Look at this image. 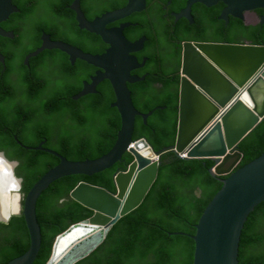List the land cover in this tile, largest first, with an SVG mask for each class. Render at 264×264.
I'll use <instances>...</instances> for the list:
<instances>
[{
  "label": "trees",
  "instance_id": "1",
  "mask_svg": "<svg viewBox=\"0 0 264 264\" xmlns=\"http://www.w3.org/2000/svg\"><path fill=\"white\" fill-rule=\"evenodd\" d=\"M75 0H13L19 12L11 14L1 27L14 39L0 37V152L18 161L16 175L22 178L24 195L50 169L60 163L52 154L36 150L41 144L71 161L97 159L114 147L121 129V117L113 104L114 90L102 82L96 94L77 101L85 82L95 76V67L82 60L73 64L59 51H45L25 65L27 56L42 45L47 34L53 41L101 55L108 46L94 34L81 30L67 8ZM171 2V3H170ZM188 0H147L146 9L109 28L130 24L124 34L134 43L145 38L144 48L135 53L144 67L133 72L145 76L129 85L135 108L153 115L147 124L136 119L134 142L145 139L160 153L157 179L139 207L120 218L103 243L75 264H193L197 224L222 182L210 174L212 159H183L174 152L178 126V105L182 44L185 42L251 44L264 46V24L246 23L231 16L220 19L223 2L208 8H192L194 23L176 22L174 14L185 9ZM128 0H81L83 13L92 21L124 8ZM170 3V4H169ZM261 16L263 9L256 10ZM22 145H19L18 142ZM243 158L237 169L264 154V121L239 146ZM126 153L121 161L100 173L72 175L53 182L41 195L37 217L42 246L34 264H47L56 237L94 211L70 197L79 182H88L116 193L115 176L132 163ZM228 176H223L226 178ZM183 232V234H170ZM30 235L23 214L9 222L0 221V264H8L30 248ZM239 264H264V201L248 216L240 240Z\"/></svg>",
  "mask_w": 264,
  "mask_h": 264
},
{
  "label": "water",
  "instance_id": "2",
  "mask_svg": "<svg viewBox=\"0 0 264 264\" xmlns=\"http://www.w3.org/2000/svg\"><path fill=\"white\" fill-rule=\"evenodd\" d=\"M219 2L226 5L220 17L226 24H229L231 16L247 23V13L264 10V0H188L185 9L174 14L175 20L187 19L193 24L194 5L211 8ZM146 6L147 0H128L124 8L89 21L81 10V0H75L71 10L76 13L78 27L99 36L108 46L106 52L102 55L87 54L67 43L52 41L49 35L44 34L42 45L25 59V65L29 66L30 60L43 52L59 50L67 54L73 64L76 60H82L98 69L91 82L84 83L83 90L74 100L96 94L97 87L109 81L115 93L113 107L121 117V129L113 149L97 159L71 161L41 144L36 150L58 157L60 163L43 175L27 195L22 194V178L15 172L18 161L9 160L0 152V156L12 165V172L9 173L20 183L19 210L8 213L6 217L0 216V221L7 223L12 216L23 214L31 243L27 252L8 264H34L36 261L42 246L37 204L42 193L56 180L72 175L100 173L121 161L126 153L134 157L126 170L116 174V193L84 181L72 189L70 197L94 211V214L71 225L56 237L47 264H75L91 254L103 243L120 218L141 205L157 179L160 153H156L145 139L133 140L136 119L142 118L147 124L148 118L153 115V112L142 114L135 108L129 89V85L141 83L146 78L133 75L146 62L140 64L134 56L144 48L146 39L130 42L124 34L130 24L108 28L135 13L143 12ZM18 12L13 0H0V24L12 13ZM258 23L264 24V13L259 16ZM0 37L14 39V33L5 31L0 25ZM0 63L5 64L1 51ZM263 121L264 46L200 42L182 44L174 152L183 159H212L215 165L209 172L222 182L221 189L202 214L196 233L188 235L195 241L193 264H239L240 240L245 222L264 201V154L235 169L243 158L239 151L240 144ZM18 144L22 145L20 142ZM146 149L153 157L140 153ZM5 178L6 175L0 172V193L6 196L9 192H6ZM170 234L185 235L183 232Z\"/></svg>",
  "mask_w": 264,
  "mask_h": 264
},
{
  "label": "bare ground",
  "instance_id": "3",
  "mask_svg": "<svg viewBox=\"0 0 264 264\" xmlns=\"http://www.w3.org/2000/svg\"><path fill=\"white\" fill-rule=\"evenodd\" d=\"M140 153L145 157H153L152 153L149 152L148 149L141 151ZM10 171L12 172L11 163L5 161L3 157H1L0 158V172L6 175V178H5L6 192H9L7 193L6 196L1 195L0 193V216L1 217H6L8 213L17 212L20 208V194H19L20 183H19V180L12 177V175L9 173ZM0 186H2V183H0ZM62 255L63 254H61V257L63 258L64 256Z\"/></svg>",
  "mask_w": 264,
  "mask_h": 264
},
{
  "label": "flooded vegetation",
  "instance_id": "4",
  "mask_svg": "<svg viewBox=\"0 0 264 264\" xmlns=\"http://www.w3.org/2000/svg\"><path fill=\"white\" fill-rule=\"evenodd\" d=\"M73 4V3H72ZM71 4V5H72ZM71 5L70 6H68L67 8L70 10V14H65V17L63 18V19H70L71 18V16L72 15H74V18H75V20H76V14H75V12L74 11H72L71 10ZM81 9H82V6H81ZM83 11V10H82ZM250 14V13H249ZM96 19V18H95ZM94 19V20H95ZM93 21V20H92ZM77 22V21H76ZM116 27H119V26H116ZM108 28H109V26H108ZM113 28V27H112ZM141 40V39H140ZM139 41V40H138ZM76 47V46H75ZM78 48V47H77ZM80 49V48H79ZM87 54H89V53H87ZM92 55V54H91ZM102 55V54H101ZM134 56L136 57V54H134ZM137 58V57H136ZM144 62H145V60H144ZM141 64V63H140ZM97 72V71H96ZM93 77V76H92Z\"/></svg>",
  "mask_w": 264,
  "mask_h": 264
},
{
  "label": "rangeland",
  "instance_id": "5",
  "mask_svg": "<svg viewBox=\"0 0 264 264\" xmlns=\"http://www.w3.org/2000/svg\"><path fill=\"white\" fill-rule=\"evenodd\" d=\"M246 19H247V22H249V23L258 22L259 16L254 12H250V14L246 15ZM22 198H21V200H22Z\"/></svg>",
  "mask_w": 264,
  "mask_h": 264
},
{
  "label": "clouds",
  "instance_id": "6",
  "mask_svg": "<svg viewBox=\"0 0 264 264\" xmlns=\"http://www.w3.org/2000/svg\"><path fill=\"white\" fill-rule=\"evenodd\" d=\"M82 10V9H81ZM83 12V11H82ZM250 13V12H249ZM249 13H247V14H249ZM254 13H256V11L254 12ZM76 14V13H75ZM246 14V15H247ZM257 14V13H256ZM258 15V14H257ZM259 16V15H258ZM247 23H249V22H247ZM255 23H258V22H252V23H250V24H255ZM78 24V23H77ZM53 41V40H52ZM70 45V44H69ZM73 46V45H72ZM75 47V46H74ZM79 49V48H78ZM81 50V49H80ZM84 52V51H83ZM85 53V52H84ZM182 64V63H181ZM96 75V74H95ZM94 77V76H93ZM90 82H91V80H90ZM90 82H87V83H90ZM159 160H160V156H159Z\"/></svg>",
  "mask_w": 264,
  "mask_h": 264
}]
</instances>
